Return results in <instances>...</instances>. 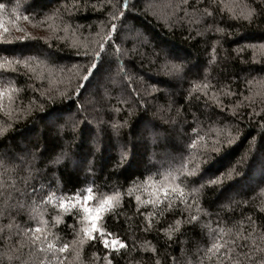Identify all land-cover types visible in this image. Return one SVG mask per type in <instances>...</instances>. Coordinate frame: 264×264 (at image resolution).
I'll return each instance as SVG.
<instances>
[{
	"label": "trees",
	"instance_id": "obj_1",
	"mask_svg": "<svg viewBox=\"0 0 264 264\" xmlns=\"http://www.w3.org/2000/svg\"><path fill=\"white\" fill-rule=\"evenodd\" d=\"M0 5V264H261L264 0Z\"/></svg>",
	"mask_w": 264,
	"mask_h": 264
},
{
	"label": "snow or ice",
	"instance_id": "obj_2",
	"mask_svg": "<svg viewBox=\"0 0 264 264\" xmlns=\"http://www.w3.org/2000/svg\"><path fill=\"white\" fill-rule=\"evenodd\" d=\"M0 7H3V5H0ZM120 24H121V26H123V22L122 21H120ZM111 27H112L113 32H115V37L114 38L119 40L120 36H121V29L118 28L116 24H113ZM111 35H112L111 32L107 33L106 34V38H107V36H111ZM107 47L111 48V44L109 43V45ZM99 48H105V45L103 43H101L99 45ZM117 51H119V49ZM105 54H107V53L106 52H100V51L95 52V54H94L95 57H98L99 59L96 62H92V60L89 61V65L90 66H89V68L86 69V72H88L89 75H85L83 77L85 79V81L88 80V78L91 75L92 71L96 68L97 62L100 59H102ZM13 62H15V64H17V65L23 64L26 67L28 66V61L27 60H15V61H13L12 59H9V57L5 56L3 58H0V67H2L4 64H12ZM120 71H123V69H120ZM212 151H219V149L216 148V147H213ZM37 175L40 176V177H45L47 175V173L46 172H42L40 170H37ZM231 176H232V171L230 170L227 173V178L231 179ZM222 178L223 177H217L216 179L209 180L208 183L222 187L223 186L222 185ZM29 188H32L31 192L29 191ZM88 192H91V189H89ZM36 194H37L36 188L33 187L32 185H29L28 187H26L24 189V191L22 193L18 192L17 196L21 197L24 201H27L30 197L36 196ZM51 195H52V193H48L47 194V196H51ZM72 195H73L74 199L77 198V197H79L81 199V201L84 203L83 211L91 219V228L85 230V235H88L91 239H101L102 242H104L105 247L107 248V243L108 242L107 241H103V237L106 235L105 233L101 232L100 237H96V236L93 235V233L97 230V228H96V218H98V217L93 218L91 209L87 206V202H89L92 199V197L90 195H88V194H85V195H83L81 197L80 193H73ZM47 196L45 198H47ZM64 204H65V202L61 201L60 202V207L63 208ZM25 206H26L25 203H21L20 200H16L13 206H9V208L5 209L4 211H12L13 207H14L15 213L19 214V213H21L24 210ZM72 211H75V209H72ZM99 211H100V209L98 208L97 212L99 213ZM193 221H196V217L195 216H190L188 218V223H189V225H191V227L195 228L196 225L193 224ZM36 231L39 232L40 229H36ZM37 240H40V237H37L33 241V244H35ZM233 243H235V241H233ZM67 247H68V245L65 244L62 248L59 249V251L63 252ZM215 247H216V245H213V248H215ZM209 251H212V249H209ZM262 251H264V250H262ZM244 255H245L246 259H251V257L247 253H245ZM260 260H261V264H264V255H261ZM109 264H111V261H109ZM253 264H255V261H253Z\"/></svg>",
	"mask_w": 264,
	"mask_h": 264
},
{
	"label": "rangeland",
	"instance_id": "obj_3",
	"mask_svg": "<svg viewBox=\"0 0 264 264\" xmlns=\"http://www.w3.org/2000/svg\"><path fill=\"white\" fill-rule=\"evenodd\" d=\"M90 97H91V96H90ZM90 97H89V98H90ZM91 212H92L93 214H95V209L91 210ZM93 218H95V216H93ZM115 242L117 243V241L114 240L113 243H115ZM117 244H118V243H117Z\"/></svg>",
	"mask_w": 264,
	"mask_h": 264
}]
</instances>
